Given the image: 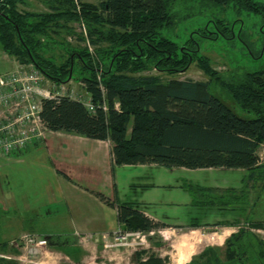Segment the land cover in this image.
Masks as SVG:
<instances>
[{"label":"trees","instance_id":"16d2710c","mask_svg":"<svg viewBox=\"0 0 264 264\" xmlns=\"http://www.w3.org/2000/svg\"><path fill=\"white\" fill-rule=\"evenodd\" d=\"M46 11L25 6L31 0H0V44L21 64H33L57 84L78 78L92 98L95 111L69 95L44 98L41 118L54 131L111 140L116 165L156 163L168 168L226 167L258 170L264 178L259 148L264 143V68L242 74L218 71L194 37L183 41L164 34L196 15L194 7L264 11L259 0H41ZM185 5L184 9L177 8ZM186 8V10H185ZM197 28L216 39L236 37L234 24L224 17ZM84 25L77 32L75 24ZM76 36L85 46L73 45ZM65 53L60 57L55 48ZM196 62L208 80L177 78ZM157 70L159 73H152ZM75 72L78 75L75 77ZM166 74V75H162ZM170 76V77H166ZM70 80V81H71ZM220 85L241 108L255 116L237 114L213 92ZM118 209L126 230L150 233L170 225L158 221L134 202L99 195ZM239 226L223 245H209L186 264H264V237ZM234 226V225H233ZM199 228L201 225H194ZM53 245L52 240H48ZM0 243V250L9 248ZM160 244V242L158 243ZM138 264H166L156 253L136 254ZM0 264H18L0 257Z\"/></svg>","mask_w":264,"mask_h":264},{"label":"rangeland","instance_id":"374dc122","mask_svg":"<svg viewBox=\"0 0 264 264\" xmlns=\"http://www.w3.org/2000/svg\"><path fill=\"white\" fill-rule=\"evenodd\" d=\"M88 1L98 2V0ZM259 1L264 3V0ZM25 7L35 11L47 10L46 5L41 0H31V4ZM184 7L183 4L177 6L178 9H184ZM194 9L196 12L194 17L184 21L176 29L165 30L164 34L177 41H183L194 36L200 42L202 53L208 55L212 65L221 73L225 72V76H229L230 73L242 74L264 68V11L238 13L231 7L201 9L199 6H195ZM216 17H224L231 21L235 27L236 37L227 39L223 34H219L216 39H212L207 34L197 30V28L207 25L210 26V30L217 32L219 29L214 22ZM75 27L77 32H82L79 24L76 23ZM68 41L73 45L85 46V43L80 42L76 36H68ZM89 51L91 50L89 49ZM55 53L60 57L65 52L60 47H56ZM15 64V57L8 55L0 44V73L10 70ZM151 72L159 73L157 70ZM77 75L78 72H75L74 76ZM173 76L181 79H209V76L196 62L192 63L187 71ZM51 82L55 83L54 89L56 91H63L64 94L75 99L83 101L92 99L84 84L77 77L65 84H57L52 80ZM62 85H65L66 90L61 88ZM212 90L240 116L246 118L255 116L244 111L220 85L214 84ZM259 154L264 161V143L260 145ZM39 156L41 157L35 161L36 163H44L42 160L47 161L46 155L43 158L40 153ZM5 163L6 167L0 163V198L4 199L3 201L0 199V243L27 229L39 234L38 236H44L47 240H52L55 244L51 245L52 243L49 242L48 246L45 247L29 246L28 248L17 249L13 245V241L20 236L11 239L9 248L5 251L0 250V257L9 258L8 256H10L18 264H79L78 260L82 261L81 264H138L136 254L139 252L142 253L143 258H147L152 253L164 255L169 260L168 262L174 264L173 260L179 255V252H182L181 248L179 250L177 246L185 235L190 234L192 237L190 241L194 251L190 258H193L209 245L218 246V243L223 241L226 235L229 236L228 233L237 231L239 228L215 229L209 227L197 229L192 227L194 229H186L187 231L184 230L186 233L182 235L183 231L180 230L163 229L162 232L149 233L143 242L137 239L138 242L135 241L134 244L124 246L105 247V244L101 242L83 243L76 236L78 227L74 223L80 218L77 210L90 202L86 199L81 200L82 195L80 194L65 199L63 190L55 181L49 179L47 175L40 176L41 167L38 165H35L28 172L24 171L22 166H18L19 164L17 165L16 162ZM107 190L109 196H112L111 188ZM252 196L253 198L255 196L253 202H250V197L247 195L239 196L238 199L229 196L231 206H223L219 210L220 212H216L209 205L202 206L193 213L187 209H158L156 213L166 218V221L182 220L190 223L194 221H225L242 215L244 220L241 225L251 227L252 221L264 220V178L258 181L257 189L253 191ZM112 198L114 197L112 196ZM13 201H15L14 205L12 204ZM10 202L11 204H8ZM236 204L238 207H241L240 204H242L243 211L239 208L238 212L234 213L235 210L230 209L232 205L235 208ZM247 206L249 208L245 210L244 208ZM34 219H37L34 225L28 224ZM92 229L97 232L94 235L95 238L102 237L99 235L101 229L98 231H96L97 227ZM251 229L264 237V228L251 227ZM217 230H219V234L216 233ZM224 232L226 233L224 234ZM159 242L160 244H158ZM224 242L221 247H223Z\"/></svg>","mask_w":264,"mask_h":264},{"label":"crops","instance_id":"0c3cea01","mask_svg":"<svg viewBox=\"0 0 264 264\" xmlns=\"http://www.w3.org/2000/svg\"><path fill=\"white\" fill-rule=\"evenodd\" d=\"M15 63L6 72L22 66L29 69L31 65L21 64L16 58ZM40 153L43 158L45 155L47 157V161L42 160L44 163L35 162L40 159ZM5 162L11 164L16 162L17 165L19 164L18 166H22L24 171L28 172L35 165H38L41 167L40 176L47 175L49 179L55 181L63 190L65 199L80 194L82 195L81 200L86 199L90 202L77 210L80 218L74 223L78 227L76 236L83 243L101 242L105 244V236H109L111 242L114 231L123 227L118 220V209L106 203L99 196L100 194L111 199L134 202L150 217L170 225L164 229L180 230L183 231L182 235L186 233L184 230L194 229L192 228L194 225H201L197 229L209 227L215 229L238 228L239 226L236 224H243L244 217L240 215L225 221L215 222L194 221L190 223L182 220L170 222L158 215L156 210L187 209L193 213L202 206L211 205L210 208L220 212L219 210L223 206H231L229 196L238 199L239 196L247 195L250 197V202H253L255 199V196L254 198L252 196L253 191L257 189L259 181L258 170L251 171L245 168H168L156 163L116 165L111 140L93 139L76 133L54 131L49 128L46 130L43 140L31 141L26 148L10 155L0 154V163L4 165L3 167H6ZM109 188H111L110 191H112L114 198L106 192ZM0 199H2L1 201L4 200L3 198ZM239 201L242 202V200ZM14 203L15 201L12 204L14 205ZM240 205L241 207H238L236 204L235 208L232 205L230 209L235 210L234 213H237L239 208L243 211L242 204ZM248 208L249 206L244 209L248 210ZM36 220L34 219L33 223L29 222L28 224L34 225ZM93 227H97L96 231L101 229L99 234L102 235L101 238H95L94 235L97 232L92 229ZM162 230L158 231L162 232ZM28 232L31 233L32 230H23L11 236L7 241ZM152 232L154 234L156 231ZM32 233L36 234L35 232ZM216 233L219 234V230ZM232 233H228L229 236ZM227 236L218 243V246H222L229 237ZM190 238H192L190 234L185 235L177 246L179 250L181 248L182 252H179V255L175 257L174 264L190 262L192 258L190 256L194 251ZM160 256L165 258L164 255L160 254ZM183 259L186 260L181 263ZM81 262L78 260L79 264ZM166 264L172 263L167 262Z\"/></svg>","mask_w":264,"mask_h":264},{"label":"built area","instance_id":"2783aa9c","mask_svg":"<svg viewBox=\"0 0 264 264\" xmlns=\"http://www.w3.org/2000/svg\"><path fill=\"white\" fill-rule=\"evenodd\" d=\"M81 31L84 32L87 45L93 52L94 48L88 40L84 25ZM54 88L55 83H52L51 79L33 64L29 69L22 66L0 73V154H13L26 148L31 141L44 139L48 128L41 118L42 101L44 98L66 95L63 91H56ZM61 88L66 90L65 85ZM84 102L90 111H95L92 99ZM146 235L148 233L140 230L133 231L119 227L112 234L111 242L109 236L104 237L105 247L134 244L135 241L138 242L137 239L143 242ZM48 243L46 238L33 233H24L13 241L17 249L29 246L45 247Z\"/></svg>","mask_w":264,"mask_h":264},{"label":"water","instance_id":"95a60500","mask_svg":"<svg viewBox=\"0 0 264 264\" xmlns=\"http://www.w3.org/2000/svg\"><path fill=\"white\" fill-rule=\"evenodd\" d=\"M71 77H72V73H71V75H70V77H69V81L71 80Z\"/></svg>","mask_w":264,"mask_h":264},{"label":"bare ground","instance_id":"6f19581e","mask_svg":"<svg viewBox=\"0 0 264 264\" xmlns=\"http://www.w3.org/2000/svg\"><path fill=\"white\" fill-rule=\"evenodd\" d=\"M186 259H183L182 261H185Z\"/></svg>","mask_w":264,"mask_h":264},{"label":"flooded vegetation","instance_id":"af4514ba","mask_svg":"<svg viewBox=\"0 0 264 264\" xmlns=\"http://www.w3.org/2000/svg\"><path fill=\"white\" fill-rule=\"evenodd\" d=\"M4 257V256H3Z\"/></svg>","mask_w":264,"mask_h":264}]
</instances>
